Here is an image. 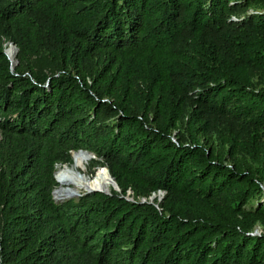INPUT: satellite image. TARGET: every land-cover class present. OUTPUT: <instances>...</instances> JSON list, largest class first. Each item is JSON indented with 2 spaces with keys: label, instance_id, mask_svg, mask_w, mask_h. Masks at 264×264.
<instances>
[{
  "label": "trees",
  "instance_id": "obj_1",
  "mask_svg": "<svg viewBox=\"0 0 264 264\" xmlns=\"http://www.w3.org/2000/svg\"><path fill=\"white\" fill-rule=\"evenodd\" d=\"M0 264H264V0H0Z\"/></svg>",
  "mask_w": 264,
  "mask_h": 264
},
{
  "label": "bare ground",
  "instance_id": "obj_2",
  "mask_svg": "<svg viewBox=\"0 0 264 264\" xmlns=\"http://www.w3.org/2000/svg\"><path fill=\"white\" fill-rule=\"evenodd\" d=\"M7 54L11 59H13V57L16 55L14 46L9 45ZM90 155V152L87 151L76 152L72 157L71 164L68 163V165L62 166L63 170L66 172V174H70V172H73L74 168L77 167V164L80 161L88 159ZM69 185L70 181L64 178L61 185H59L53 192L54 199L60 200L65 197H71L73 195L75 196L81 189H86L88 192L99 190L107 194H111L112 189H114V181L106 167H100L97 169L92 179H89V176L86 178L79 175L77 177V184H74V187H70Z\"/></svg>",
  "mask_w": 264,
  "mask_h": 264
},
{
  "label": "rangeland",
  "instance_id": "obj_3",
  "mask_svg": "<svg viewBox=\"0 0 264 264\" xmlns=\"http://www.w3.org/2000/svg\"><path fill=\"white\" fill-rule=\"evenodd\" d=\"M12 42L10 40H5L4 42V53L6 54L7 58L9 59V55L7 54V49L9 47V45L11 44ZM14 46L15 44L12 43ZM16 54H17V51H16ZM15 57V58H14ZM13 57L12 61L9 59L10 63H11V69H13L16 65H17V62L18 60L16 59V55ZM40 68H43L45 72H48L50 69H52V66L49 65L48 62H43L42 64L40 63ZM50 66V67H49ZM9 115L5 116L8 117ZM4 118V119H5ZM2 119V118H1ZM90 157L86 160H83V161H80L77 166L78 167H75L73 172H70V174H66V172L63 170V165H68V164H65V163H59L57 166H56V170H58L60 173H61V180L58 182L56 179V185L52 191V196H53V192L54 190L59 186L61 185V183L63 182V179H68V181H70V187H74V184H77V177L79 175H81L82 177H86L89 176L91 177L92 175L94 176L95 174V171L94 168H90L89 164L91 163V160L92 158L94 157V155L90 152ZM72 157V156H71ZM70 161L66 162V163H69ZM71 164V163H70ZM83 172V173H81ZM77 174V176H76ZM87 175V176H86ZM67 176V177H66ZM115 190V189H114ZM92 193H94L93 191L92 192H88L86 189H81L75 196H71V197H65L63 199H60V200H56L54 199L55 202L57 203H63V202H66V201H72V202H78V201H82L85 197H87L88 195H91ZM157 195H158V192H157ZM156 195V196H157ZM260 228V227H259ZM261 230V229H260Z\"/></svg>",
  "mask_w": 264,
  "mask_h": 264
},
{
  "label": "water",
  "instance_id": "obj_4",
  "mask_svg": "<svg viewBox=\"0 0 264 264\" xmlns=\"http://www.w3.org/2000/svg\"><path fill=\"white\" fill-rule=\"evenodd\" d=\"M10 45L14 46L12 43H11ZM14 48H15L16 51H18V48H17L16 46H14ZM9 59L12 61L11 58H9ZM111 178H112L113 181H114V189L117 190V191H120V188L118 187V184L116 183L115 179H114L112 176H111ZM96 191H99V190H95V191H93V192H96ZM99 192H102V191H99ZM156 195H157V193L151 195V197H150V199H151L150 202H152L153 198H154ZM157 196H158V197H157L158 200L160 201V200L162 199V197H163V191H158V195H157Z\"/></svg>",
  "mask_w": 264,
  "mask_h": 264
},
{
  "label": "built area",
  "instance_id": "obj_5",
  "mask_svg": "<svg viewBox=\"0 0 264 264\" xmlns=\"http://www.w3.org/2000/svg\"><path fill=\"white\" fill-rule=\"evenodd\" d=\"M260 228L259 227H256L255 229H254V231L252 232V234H259L260 233Z\"/></svg>",
  "mask_w": 264,
  "mask_h": 264
},
{
  "label": "clouds",
  "instance_id": "obj_6",
  "mask_svg": "<svg viewBox=\"0 0 264 264\" xmlns=\"http://www.w3.org/2000/svg\"><path fill=\"white\" fill-rule=\"evenodd\" d=\"M55 177V176H54Z\"/></svg>",
  "mask_w": 264,
  "mask_h": 264
}]
</instances>
